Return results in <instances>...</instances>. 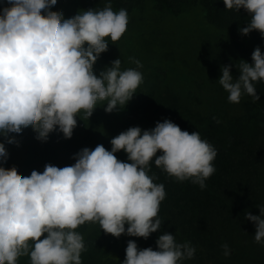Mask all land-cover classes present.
<instances>
[{"label":"clouds","instance_id":"1","mask_svg":"<svg viewBox=\"0 0 264 264\" xmlns=\"http://www.w3.org/2000/svg\"><path fill=\"white\" fill-rule=\"evenodd\" d=\"M0 8V135L17 143L9 133L20 134L31 127L36 139L47 141L59 130L70 139L77 116L88 120L98 103L104 111L123 108L143 83L142 64L121 68L115 59L97 76L94 65L127 30L126 9L114 11L111 3L102 9L80 10L65 18L52 11L57 0H4ZM226 10L244 9L249 20L239 29L264 38V0H223ZM252 62L239 61L238 77L232 65L221 67L218 79L231 104L244 96L255 103L256 82L264 81V52L256 47ZM111 150L102 144L75 154L71 166L46 164L43 172L22 176L15 166L3 167L8 158L0 143V264H18L28 257L30 264H82L87 251L77 229L98 224L108 235L122 234L147 240L161 229L160 205L166 199L163 183L151 172L159 168L174 181H190L201 190L215 173L217 149L198 131L182 130L169 119L149 130L129 127L111 139ZM123 151L127 162L117 158ZM259 215L245 213L255 226L254 242L264 246V205ZM127 225V227H126ZM152 247L138 248L129 240L122 264H183L194 258L190 241L178 243L164 232ZM228 257L227 243L221 245Z\"/></svg>","mask_w":264,"mask_h":264},{"label":"rangeland","instance_id":"2","mask_svg":"<svg viewBox=\"0 0 264 264\" xmlns=\"http://www.w3.org/2000/svg\"><path fill=\"white\" fill-rule=\"evenodd\" d=\"M58 1L60 0L53 6L54 10L62 11L66 19L80 11L76 4L64 6ZM128 16L126 32L116 44L109 39L108 50L100 54L94 65V73L99 76L102 70L110 67L111 62L118 58L121 59L122 70L135 68L136 65L129 61V57H134L142 64L139 70L143 74V83L123 108L118 107L112 113H106V102H100L88 120L81 119L82 113L76 117L77 127L73 134L77 135L78 152L85 147L94 149L101 144L110 151L111 139L129 127L139 126L142 130H149L165 119L190 133L198 131L202 139L207 141L222 129L220 123L223 122L230 125L233 123L235 131L240 129L241 124L245 128L252 127L255 113H250L254 105L252 98L244 96L241 99L244 106L231 104L227 100L228 93L218 82L222 66L232 65L231 71L235 79L239 75L236 66L241 59L251 63V54L256 47L264 52V38L259 32L243 35L239 31L247 26L243 17L238 16L230 23L227 21L216 24L204 7L196 5H191L186 13L179 16L165 15L157 11L152 0H148ZM255 87L260 97L255 103L264 104V81L256 82ZM51 134L54 138L57 130ZM211 144L218 151V145L214 142ZM18 155L15 149L6 166H15L17 169ZM116 156L127 162L125 152L120 151ZM69 159L70 152L63 147L61 151L53 152L50 161L54 166L65 167L70 166ZM213 163L216 171L206 181L207 187L201 190L190 181H174L153 162L151 172L158 176L157 183L165 185L167 193L160 205L161 229L152 233L147 240L126 234L115 238L105 234L98 224H91L82 234L87 248L82 253V262L96 259L103 264H122L129 240H134L140 249L152 247L156 250L155 242L159 235L169 232L178 243L190 241L196 248L194 258L183 264H241L236 248H232L230 255L225 257L221 247L212 252L194 240L191 235V198L202 202L208 213H215L218 188L215 184L218 181H264V151L248 152L247 158L240 155L230 161L216 158ZM186 195V201L190 204L177 200ZM179 203L181 204L178 205ZM184 207H187V213L182 214L181 209ZM207 217L211 218L209 215ZM227 222L219 215L210 220L215 231H220L219 227ZM231 227L222 228L218 237L229 247H236L235 233ZM97 252L98 255L94 258Z\"/></svg>","mask_w":264,"mask_h":264},{"label":"trees","instance_id":"3","mask_svg":"<svg viewBox=\"0 0 264 264\" xmlns=\"http://www.w3.org/2000/svg\"><path fill=\"white\" fill-rule=\"evenodd\" d=\"M148 0H60L58 3L64 6L76 4L80 10L87 9H102L107 3H111L114 11H119L121 8L126 9L128 14L142 7ZM157 11H161L165 15L179 16L187 12L191 5L202 6L211 15L213 23L224 24L236 20L238 16L243 17L242 20L246 23L249 20L247 12L244 9L226 10L223 0H152ZM7 6L4 0H0V8ZM52 7L51 10H54ZM243 103H239L240 106ZM250 113H254L252 127L245 128L241 124L240 129L233 130L234 124L226 122L220 123L222 129L216 132L208 140L210 143L218 145L217 157L224 161L235 160L240 155L247 158L248 152L262 150L264 151V104L261 102L253 103ZM214 123H217L216 121ZM245 132H247L245 134ZM37 133L31 128H25L20 134L9 133V137H14L17 143H7V138L0 135V143H4L8 158L15 149L19 155L17 160V171L22 176H30L33 170L43 172L46 164H52L51 155L55 151H61L63 147L70 152L69 165H73L74 156L78 152L77 135L72 134L70 139H66L63 133L57 130V135L53 138L50 133L47 141L36 139ZM56 140V143H55ZM248 151V152H247ZM216 192V203H214L215 213H208L204 204L191 198V235L198 244L206 246L209 251H214L220 248L223 242L219 240L218 235L225 226H232L231 229L235 233V241L237 257L241 264H264V246L254 242L255 226L252 222L245 219V213L251 212L253 215H259L257 206L264 205V181H218ZM175 195L177 193H174ZM186 196H180L179 202L188 203ZM176 198V197H175ZM179 203L178 205H180ZM190 204V203H188ZM180 211V209H179ZM213 211V210H212ZM181 213H187V207L181 209ZM215 214V215H214ZM207 215L211 217L208 219ZM223 217L227 220V224L223 223L218 230L215 231L210 223L213 217ZM209 220V221H208ZM91 225L86 223L80 226L77 230L83 234ZM98 255L95 254L94 258ZM18 264H30L28 257H21ZM82 264H103L98 263L96 259L85 261Z\"/></svg>","mask_w":264,"mask_h":264}]
</instances>
